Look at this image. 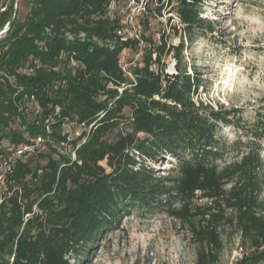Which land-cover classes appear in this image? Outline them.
<instances>
[{
    "label": "trees",
    "instance_id": "obj_1",
    "mask_svg": "<svg viewBox=\"0 0 264 264\" xmlns=\"http://www.w3.org/2000/svg\"><path fill=\"white\" fill-rule=\"evenodd\" d=\"M128 1L30 0L24 17L14 15L0 36V158L30 147L0 169V264H84L122 212L169 192L178 203L170 215L196 245L193 264H219L232 235L244 251L233 264H264V166L260 138L252 136L258 129L244 128L227 160L218 134L231 125L233 110L195 101L202 78L183 61V36L191 42L198 31H216L201 15L208 0L146 2L132 77L119 58L138 50V41L122 40L120 18L108 11ZM13 5L2 6L4 25ZM166 9L181 25L177 44L164 32L158 40L145 35L150 18ZM168 56L173 73L165 72ZM164 156L175 162L173 177L154 176L145 163Z\"/></svg>",
    "mask_w": 264,
    "mask_h": 264
},
{
    "label": "rangeland",
    "instance_id": "obj_2",
    "mask_svg": "<svg viewBox=\"0 0 264 264\" xmlns=\"http://www.w3.org/2000/svg\"><path fill=\"white\" fill-rule=\"evenodd\" d=\"M9 1L0 0V12ZM29 1L14 0L17 19L24 17ZM143 2L155 6L154 0ZM167 9L150 18V29L145 35L158 40L164 32L169 42L177 44L182 34L181 25L174 13L167 14ZM201 10L203 17L214 21L216 31H198L191 42L183 36V61L187 71L192 73L196 68L202 78L193 99L201 100L215 110H233L231 125L220 126L218 134L227 148L224 154L227 160L235 150L232 143L243 135V129L257 128L258 133L252 136L260 138V157L264 166V0H208ZM108 11L121 19L126 5L112 3ZM141 14L137 15L139 21ZM169 15L172 16L170 22L167 21ZM6 19L7 15H0V32ZM174 26L177 33H174ZM141 56L142 48L125 49L120 55V65L127 71L140 61ZM165 64V72L173 73L174 59L168 56ZM65 130L71 135L80 132L74 127ZM145 163L154 169V176H175V162L168 156L153 163L146 160ZM171 184L169 181L164 183L168 188ZM172 194H164L160 201L144 209L122 212L117 222L98 236L84 264H193L196 245L186 229L180 227L169 213L178 206L177 198ZM204 201L198 200V203ZM239 241L238 235L224 239L219 264H233L231 257Z\"/></svg>",
    "mask_w": 264,
    "mask_h": 264
},
{
    "label": "built area",
    "instance_id": "obj_3",
    "mask_svg": "<svg viewBox=\"0 0 264 264\" xmlns=\"http://www.w3.org/2000/svg\"><path fill=\"white\" fill-rule=\"evenodd\" d=\"M132 4H134L132 6ZM145 2L143 0H129L126 4V12L123 18L120 19V27L117 30V34L121 37L122 40L126 39H135L138 41L139 48L144 46V43L141 39V24L137 19V15L141 14L144 10ZM120 63V58H119ZM125 71V69L122 67ZM130 77H132L127 71H125ZM40 139H38L39 141ZM38 141L36 143H38ZM30 150V147H24L22 149L9 150V152L0 158V169L7 170L9 169L10 163L18 157L24 150ZM3 184V175L0 173V186ZM244 251L241 246H238L234 250V254L231 257L232 262L235 263L241 259Z\"/></svg>",
    "mask_w": 264,
    "mask_h": 264
},
{
    "label": "water",
    "instance_id": "obj_4",
    "mask_svg": "<svg viewBox=\"0 0 264 264\" xmlns=\"http://www.w3.org/2000/svg\"><path fill=\"white\" fill-rule=\"evenodd\" d=\"M14 15H15V13H13V14L11 15V17H10V19L8 20L7 24L5 25L4 29L0 32V36H2V35L7 31V29L10 27L11 22H12V20H13V18H14Z\"/></svg>",
    "mask_w": 264,
    "mask_h": 264
}]
</instances>
